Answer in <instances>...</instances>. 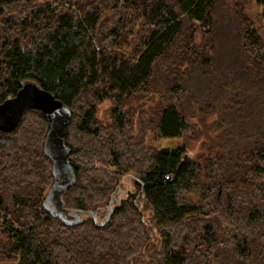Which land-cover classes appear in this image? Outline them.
I'll use <instances>...</instances> for the list:
<instances>
[{
    "label": "trees",
    "instance_id": "obj_1",
    "mask_svg": "<svg viewBox=\"0 0 264 264\" xmlns=\"http://www.w3.org/2000/svg\"><path fill=\"white\" fill-rule=\"evenodd\" d=\"M247 1L0 0V104L26 80L61 100L65 207L102 222L116 202L104 227L44 210L50 123L27 110L0 132V263L264 264V36ZM149 127L204 135L208 153L151 148Z\"/></svg>",
    "mask_w": 264,
    "mask_h": 264
},
{
    "label": "water",
    "instance_id": "obj_2",
    "mask_svg": "<svg viewBox=\"0 0 264 264\" xmlns=\"http://www.w3.org/2000/svg\"><path fill=\"white\" fill-rule=\"evenodd\" d=\"M27 110L40 112L50 123L43 152L53 163L54 184L43 202L44 210L66 225H79L83 221V216L88 215L93 218L96 226H106L116 205L114 199L111 200L107 215L102 222L99 221L96 212L65 207L63 197L77 181L76 170L70 161V149L65 143L68 125L72 119L70 108L36 82L26 80L22 82L15 96L0 104V132L15 131Z\"/></svg>",
    "mask_w": 264,
    "mask_h": 264
},
{
    "label": "rangeland",
    "instance_id": "obj_3",
    "mask_svg": "<svg viewBox=\"0 0 264 264\" xmlns=\"http://www.w3.org/2000/svg\"><path fill=\"white\" fill-rule=\"evenodd\" d=\"M245 9H246L245 10L246 14L253 22L255 28L260 32L262 36H264V8L258 6L256 0H248ZM111 105L112 103L109 101L100 105L99 118L107 119L108 110L111 107ZM136 119L139 118L136 117ZM194 122H197V120H195ZM136 124H137V120H136ZM136 129H139L141 131L143 130V128H138V127H136ZM145 132H146L147 144L151 148L154 147L155 149H164V148L174 149L183 145L186 146L188 151L193 153L194 156L197 155L200 156L208 153L209 147L208 148L205 147L206 138L203 134H202L203 136H201L200 134L197 138H194V136H189L181 139H177V138L158 139L156 138L155 133L151 130V127L146 129ZM0 264H17V263L3 262Z\"/></svg>",
    "mask_w": 264,
    "mask_h": 264
},
{
    "label": "bare ground",
    "instance_id": "obj_4",
    "mask_svg": "<svg viewBox=\"0 0 264 264\" xmlns=\"http://www.w3.org/2000/svg\"><path fill=\"white\" fill-rule=\"evenodd\" d=\"M189 44H190V43H189ZM162 61H163V60H162ZM97 123H98V122H97ZM101 129H102V127H101ZM102 131H103V130H102ZM140 154H141V153H140ZM5 159H6V158H5ZM139 159H140V161H142L141 158H139ZM148 159H149V158H148ZM137 160H138V159H137ZM146 160H147V159H146ZM147 161H148V160H147ZM142 164H143V162H142ZM2 166H3V165H2ZM145 167H146V166H145ZM18 168H19V167H18ZM15 169H16V168H15ZM8 170H9V168H8ZM147 170H148V168H147ZM16 171H17V170H16ZM25 172H26V171H25ZM12 173H13V172H12ZM17 176H18V174H17ZM20 176H21V175H20ZM32 179H33V178H32ZM32 179H31V180H32ZM110 186H111V185H110ZM203 187H204V186H203ZM63 224H64V223H63Z\"/></svg>",
    "mask_w": 264,
    "mask_h": 264
}]
</instances>
